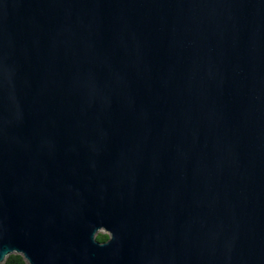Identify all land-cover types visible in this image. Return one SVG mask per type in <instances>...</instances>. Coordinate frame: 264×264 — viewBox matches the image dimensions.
Instances as JSON below:
<instances>
[{
  "label": "water",
  "instance_id": "1",
  "mask_svg": "<svg viewBox=\"0 0 264 264\" xmlns=\"http://www.w3.org/2000/svg\"><path fill=\"white\" fill-rule=\"evenodd\" d=\"M11 254L264 264V0H0Z\"/></svg>",
  "mask_w": 264,
  "mask_h": 264
},
{
  "label": "trees",
  "instance_id": "2",
  "mask_svg": "<svg viewBox=\"0 0 264 264\" xmlns=\"http://www.w3.org/2000/svg\"><path fill=\"white\" fill-rule=\"evenodd\" d=\"M110 236L106 233L100 232L97 234V239L100 242L108 241ZM3 264H27L24 257L20 254H11L7 257Z\"/></svg>",
  "mask_w": 264,
  "mask_h": 264
},
{
  "label": "rangeland",
  "instance_id": "3",
  "mask_svg": "<svg viewBox=\"0 0 264 264\" xmlns=\"http://www.w3.org/2000/svg\"><path fill=\"white\" fill-rule=\"evenodd\" d=\"M103 233H106V232H103ZM106 234H108V233H106Z\"/></svg>",
  "mask_w": 264,
  "mask_h": 264
}]
</instances>
